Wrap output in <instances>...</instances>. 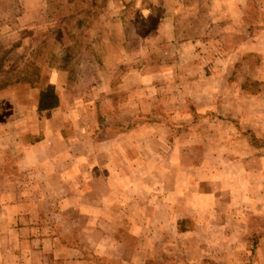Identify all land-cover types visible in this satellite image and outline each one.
Wrapping results in <instances>:
<instances>
[{
    "label": "rangeland",
    "instance_id": "obj_1",
    "mask_svg": "<svg viewBox=\"0 0 264 264\" xmlns=\"http://www.w3.org/2000/svg\"><path fill=\"white\" fill-rule=\"evenodd\" d=\"M6 118L0 208L46 264H264V0H0Z\"/></svg>",
    "mask_w": 264,
    "mask_h": 264
},
{
    "label": "crops",
    "instance_id": "obj_2",
    "mask_svg": "<svg viewBox=\"0 0 264 264\" xmlns=\"http://www.w3.org/2000/svg\"><path fill=\"white\" fill-rule=\"evenodd\" d=\"M23 209L21 200L4 202L0 208V263L14 264L9 259L18 257V253L15 251L21 245H24L29 248L25 256L29 258L27 259L30 264H46L44 258V244L46 241L41 236L44 234L43 226H39L38 221H35L30 214H25L27 220L24 225L17 226L13 224L15 215L19 214ZM72 249L67 245H57L53 251L54 257L64 260L65 264H104L98 256L96 258L99 259L96 262L91 261L88 263L87 261L76 260L71 256Z\"/></svg>",
    "mask_w": 264,
    "mask_h": 264
},
{
    "label": "trees",
    "instance_id": "obj_3",
    "mask_svg": "<svg viewBox=\"0 0 264 264\" xmlns=\"http://www.w3.org/2000/svg\"><path fill=\"white\" fill-rule=\"evenodd\" d=\"M89 17V16H88ZM86 21V20H85ZM84 22H81L80 23V26H79V33L76 35V39L74 40V52H75V55L79 58V59H82L84 62L88 60L87 56H88V53H90V48H91V42H87L85 40V38H87L88 36V27H87V23ZM83 23V24H82ZM90 43V44H89ZM36 75L39 74L38 71H35L34 72ZM15 83H19V82H32L31 79L29 78H26L24 76H20L18 75L16 78H15ZM42 107H50L52 105H44L42 104L41 105ZM7 121V118L6 119H0V122H5ZM264 234V231L261 232L258 236V238H256L255 242H254V245L257 246L258 244V239L259 237H261L262 235ZM254 248V246H253ZM97 257V256H96ZM96 259V258H95ZM99 259V258H97ZM145 264H188L187 262H181L180 260H174L173 258L171 257H168L167 255H165L162 259V261L160 262H155V261H147ZM205 264H212L210 260H205Z\"/></svg>",
    "mask_w": 264,
    "mask_h": 264
}]
</instances>
